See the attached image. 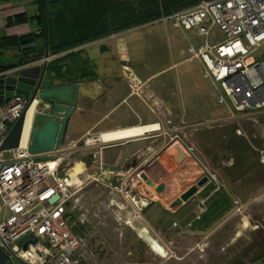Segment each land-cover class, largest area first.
Returning <instances> with one entry per match:
<instances>
[{
  "label": "rangeland",
  "instance_id": "obj_1",
  "mask_svg": "<svg viewBox=\"0 0 264 264\" xmlns=\"http://www.w3.org/2000/svg\"><path fill=\"white\" fill-rule=\"evenodd\" d=\"M174 13L109 35L116 57L122 55L127 65L124 72H116L127 80L101 93L87 122H97L95 130L158 123L157 130L164 131L174 147L178 167L160 182V192L154 189L157 184L149 187L141 178L145 169L130 165L118 171L121 181L126 178L118 189L110 187L107 178L82 177L84 184L67 204L71 231L81 244L80 264H253L264 254V108L240 111L229 101L216 103V88L201 73L199 59L187 52L202 38L194 28L174 27ZM64 53L50 54L46 66L50 61L58 68L68 65V74L74 76L94 64L85 56L82 61L67 59ZM254 55L264 57V44ZM68 74L61 82L73 79ZM106 75L93 77L105 81ZM90 80L80 81L87 86ZM172 106L173 117L166 109ZM69 142L65 139L62 145ZM83 149L68 157L69 166L78 153H87V147ZM2 154L8 157L10 151ZM174 172L180 173L178 180ZM204 175L208 180L195 194L179 205L174 202ZM221 192L230 198L231 209L203 227L202 206Z\"/></svg>",
  "mask_w": 264,
  "mask_h": 264
},
{
  "label": "built area",
  "instance_id": "obj_2",
  "mask_svg": "<svg viewBox=\"0 0 264 264\" xmlns=\"http://www.w3.org/2000/svg\"><path fill=\"white\" fill-rule=\"evenodd\" d=\"M174 14V27L194 28L202 38L197 45L190 44L187 52L201 62L203 76L216 88L217 102L229 101L240 111L263 109L264 57L254 53L264 44V0L200 1ZM26 103L23 96L13 95L0 104V142L9 130L6 124L20 116ZM98 138L87 135L82 144L92 145ZM77 145L71 141L31 153L27 135L8 157L0 153V251L6 256L4 264H80L81 244L71 231L67 204L84 184L82 177L98 180L96 175L99 178L104 168L98 165L86 174L74 173L67 159ZM112 173L122 176L121 172ZM203 177L208 180L207 175ZM54 195L57 199L50 202Z\"/></svg>",
  "mask_w": 264,
  "mask_h": 264
},
{
  "label": "crops",
  "instance_id": "obj_3",
  "mask_svg": "<svg viewBox=\"0 0 264 264\" xmlns=\"http://www.w3.org/2000/svg\"><path fill=\"white\" fill-rule=\"evenodd\" d=\"M36 8L37 5L33 0H7L1 2L0 36L4 34L14 36L25 34L30 31H36V25H34V23L30 21V17L36 11ZM8 17H13L12 24H6V18ZM108 39H110V36L90 42L84 46L77 48L78 50L84 49L82 54L83 57H88L89 59L94 61L93 65L90 64L88 66V69L94 72V76L95 73L99 72L107 74V79H105V81L94 79L93 75L89 77L76 78L77 80H74L76 76L79 77L80 72H78L77 75L73 76L72 72L71 75L68 74V65L66 69L61 63V68H58L59 65L54 67L56 61L52 63L50 61V64L47 62L46 71L44 73V82H47L49 86V83H51L50 81H57L59 83L54 85H63L75 81L81 82L80 80L85 78L91 79L87 82V86L82 84L85 88L83 92L84 94L78 96L77 107L69 117L64 136V140L69 139L78 143V147L72 152V154L84 150L83 148L86 147L87 153H78L79 157H77V159L73 162V165H70V167L74 169L76 166H78L79 171H76L74 173H82V168L86 171H89L91 169H97L99 165L104 168V173L98 176L101 181L103 178H107L109 185L111 184L112 186L119 187L121 185L122 176L119 177L112 173V171L118 172L120 169L126 168L127 165H130L132 169H145L147 177L151 179L154 184H159L161 181H164L165 178L169 177L170 173H172V171L178 167L177 160H175L176 152L174 150V147L171 145L172 143H170L166 139V133H164V131L161 132L158 131L159 129H153L135 137H128L112 141H100V139L98 138L97 141L92 145L84 146L81 144V141L84 139V137L90 134L100 135V133L104 131H114L118 129L144 126L153 123L150 121L115 128L95 130L97 122L93 124L87 122V116L93 110V102L98 101L101 93L106 95V92L110 88H118L119 84L122 82V79H125L122 75L120 76L119 74H117L116 71L120 69V73L124 72L123 69L127 67V65L123 63L122 55H120L121 57H116V53L112 50L111 43ZM95 56H97V58H100L99 63L101 66L96 63ZM16 62V58L0 56V66L14 65L16 64ZM36 65L40 66L41 64ZM73 73H76V69L73 71ZM51 74L53 78L50 80L49 76ZM65 74L70 75V77H72L73 79L71 81L68 80V82H61L62 78L67 76ZM115 80L116 83L111 82ZM212 88H214L213 82ZM214 98L216 99L215 96ZM216 103H218L217 100ZM174 108L175 106H172V108H166L169 110L172 117L174 116ZM180 115L182 116L181 113ZM182 117H184V115ZM153 141H156V143H153ZM155 211L156 208L153 209V211L151 210L150 212L153 214ZM174 224L175 223L172 222V225ZM257 264H264V258Z\"/></svg>",
  "mask_w": 264,
  "mask_h": 264
},
{
  "label": "trees",
  "instance_id": "obj_4",
  "mask_svg": "<svg viewBox=\"0 0 264 264\" xmlns=\"http://www.w3.org/2000/svg\"><path fill=\"white\" fill-rule=\"evenodd\" d=\"M4 1L7 0H0V3ZM33 1L37 8L31 15L30 21L36 25V31L0 36V56L16 58L15 66L27 65L42 58L45 54L46 40L49 54L65 52L67 59L82 61L84 49L78 50V47L135 25L158 19L160 16L172 14L176 10L190 8L200 1L209 0ZM12 23L13 17L6 18L7 25ZM14 65L0 66V71L10 69ZM68 69L70 70L69 67ZM75 69L77 70L76 65L73 71ZM93 74V71L84 68L74 80ZM215 197L207 206H202L205 209L201 217L203 227H209L212 221H220L231 209L230 198L225 193L215 194ZM263 258L264 254H261L252 263L257 264Z\"/></svg>",
  "mask_w": 264,
  "mask_h": 264
},
{
  "label": "water",
  "instance_id": "obj_5",
  "mask_svg": "<svg viewBox=\"0 0 264 264\" xmlns=\"http://www.w3.org/2000/svg\"><path fill=\"white\" fill-rule=\"evenodd\" d=\"M51 57L48 53V44L46 40V50L42 65L28 67L12 66L9 70L0 72V104L13 95H21L26 100V107L20 116L11 124L7 123L9 130L0 142V153L10 151L19 146L23 125L25 120V111L33 102L47 100L45 102L44 112H37L33 118L32 129L29 135V151L31 153H41L58 148L64 140L65 131L70 115L77 107L78 86L74 83H68L57 86H44V73L46 70V59ZM37 118H42V122L36 125ZM141 178L147 182L149 187L153 186L151 179L142 172ZM176 179H179V172H174ZM206 182V178H199L196 182L190 184L184 189L174 202L178 205L184 203L200 186ZM155 191L160 192L164 189V183L155 186ZM57 195L52 196L49 201L53 202ZM6 256L0 251V264H4Z\"/></svg>",
  "mask_w": 264,
  "mask_h": 264
},
{
  "label": "bare ground",
  "instance_id": "obj_6",
  "mask_svg": "<svg viewBox=\"0 0 264 264\" xmlns=\"http://www.w3.org/2000/svg\"><path fill=\"white\" fill-rule=\"evenodd\" d=\"M36 104H37L36 101H33L25 111V120L23 125L22 136H21V143L25 141L27 135L30 132V129H32L31 127L33 123V118L35 116ZM157 127H158L157 123H151L144 126L130 127V128L118 129L114 131H104L100 133L99 139L100 141H112V140H120L128 137H135L142 135L143 133L151 131L153 129H157ZM82 171H86V170L82 168ZM83 179L85 180V177Z\"/></svg>",
  "mask_w": 264,
  "mask_h": 264
},
{
  "label": "flooded vegetation",
  "instance_id": "obj_7",
  "mask_svg": "<svg viewBox=\"0 0 264 264\" xmlns=\"http://www.w3.org/2000/svg\"><path fill=\"white\" fill-rule=\"evenodd\" d=\"M46 71V70H45ZM71 83H74L78 86V96L80 95H83L84 93V86L82 85L81 82H78V81H75V82H71ZM45 87H48L46 84H45ZM87 93V92H86ZM78 96H77V101H78ZM45 102H47V100H40L39 101V104H38V107H39V111L38 112H44L45 109ZM39 120V121H38ZM38 121V122H37ZM42 122V118H37L36 120V125H39L40 123ZM66 132V131H65ZM64 142V140H63ZM175 199V198H174Z\"/></svg>",
  "mask_w": 264,
  "mask_h": 264
},
{
  "label": "clouds",
  "instance_id": "obj_8",
  "mask_svg": "<svg viewBox=\"0 0 264 264\" xmlns=\"http://www.w3.org/2000/svg\"><path fill=\"white\" fill-rule=\"evenodd\" d=\"M40 59H42V60H44V58L42 57V58H40ZM40 59L39 60H36V61H34V62H30V63H28L27 65H21V66H17V67H28L29 65H36V64H41L42 65V63H43V61H42V63H38V61H40ZM7 70H9V69H7ZM7 70H3V71H7ZM3 71H0V72H3ZM39 104V103H38ZM30 131H31V129H30ZM28 135H30V132H29V134ZM21 141V140H20Z\"/></svg>",
  "mask_w": 264,
  "mask_h": 264
}]
</instances>
